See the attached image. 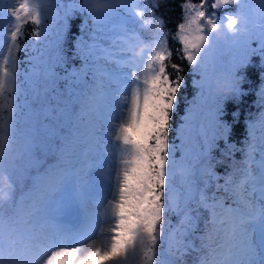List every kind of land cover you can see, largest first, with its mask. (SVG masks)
Masks as SVG:
<instances>
[{
  "label": "snow or ice",
  "instance_id": "snow-or-ice-1",
  "mask_svg": "<svg viewBox=\"0 0 264 264\" xmlns=\"http://www.w3.org/2000/svg\"><path fill=\"white\" fill-rule=\"evenodd\" d=\"M107 2L0 0V264H186L190 253L193 264H264V111L237 148L213 83L238 94V69L254 54L264 63V0L181 5L172 39L199 78L179 145L169 133L186 81L158 5ZM257 96L264 109V84ZM220 141L224 156L242 153L223 176Z\"/></svg>",
  "mask_w": 264,
  "mask_h": 264
},
{
  "label": "trees",
  "instance_id": "trees-1",
  "mask_svg": "<svg viewBox=\"0 0 264 264\" xmlns=\"http://www.w3.org/2000/svg\"><path fill=\"white\" fill-rule=\"evenodd\" d=\"M154 2L158 5L154 9L155 14L157 17L163 19L165 25V31L169 33L168 43L169 47L173 49V56L172 62L178 63L181 65L186 81V87L182 89L180 93V104L176 113L173 115L172 119V129L170 130L169 136L170 141L175 139L176 144L179 145L180 141L176 137V129L180 123H182L181 118L185 114V109L194 96L196 89L192 84L193 79H198V73L192 72L190 66H188L187 62L178 58V53L175 51L176 49L180 48L179 42L172 39L175 34V30L177 25L182 22L183 20V9L181 5L185 2V0H154ZM193 3H199V0H192ZM82 18L76 17L71 22V31L69 33V41L68 47L69 49L73 48V38L76 35H79V25L82 24ZM91 23V22H89ZM32 25H28L25 29L26 38L31 39L30 32ZM257 46V42H253V47ZM21 60L24 59V53L21 52L19 54ZM78 66V62H77ZM169 71L172 72V69L169 68ZM236 75L242 78V82L240 84V91L238 94L235 93V96H228L224 100V106L222 109V115L220 119L224 122H227L231 125V134L229 136V143H233L236 145L237 148L244 147V140L246 139L247 135V123L252 120H257L259 117V113L264 111L258 103V96L257 93L262 84H264V63H262L261 57L259 55H252L250 57V62L245 65L244 67L238 69ZM174 76V73H173ZM237 114V115H234ZM37 121L42 120L41 117L36 118ZM21 127L25 128L26 125L21 123ZM36 133L37 138L40 141H44L46 139V131L43 129L42 125L37 122L36 124ZM259 134V133H258ZM220 150L218 151L215 149L213 151V155L218 156L226 151V146L224 145L223 141L219 143ZM195 151V149L193 148ZM227 161H225V165L223 164L224 161L221 159L220 162H215V171L217 174L223 176L226 171H230L229 165L232 163V158L234 157L236 160H240L242 158V153L234 152L233 157L223 156ZM51 158H48V160ZM177 159H179V152L177 153ZM228 159L229 162H228ZM42 168V167H41ZM40 168V169H41ZM180 177L177 175L175 183L179 184ZM223 183V180L219 181ZM173 223L176 222V217L173 216ZM201 229L203 228V223L201 222L200 225ZM202 232L198 231L197 235H201ZM195 243L199 245V241L196 240ZM195 253H190L184 256V261L186 264H193Z\"/></svg>",
  "mask_w": 264,
  "mask_h": 264
},
{
  "label": "clouds",
  "instance_id": "clouds-1",
  "mask_svg": "<svg viewBox=\"0 0 264 264\" xmlns=\"http://www.w3.org/2000/svg\"><path fill=\"white\" fill-rule=\"evenodd\" d=\"M87 4L93 11L102 12L109 7L107 0H86ZM244 31L243 26L241 27V32ZM242 82V78L238 77L239 85ZM213 83L216 85L218 90L223 91L226 95L232 94L229 90V82L223 77L214 78ZM7 181L6 179L0 184V198H7Z\"/></svg>",
  "mask_w": 264,
  "mask_h": 264
},
{
  "label": "rangeland",
  "instance_id": "rangeland-1",
  "mask_svg": "<svg viewBox=\"0 0 264 264\" xmlns=\"http://www.w3.org/2000/svg\"><path fill=\"white\" fill-rule=\"evenodd\" d=\"M218 14H222V12L221 13H218ZM228 96H235V93H233V94H229ZM38 140H39V138H37ZM20 143H22V139H21V141L16 145V147H19L20 146ZM220 143V142H219ZM217 150L219 151L220 150V147H218L217 148ZM193 152H194V150H193ZM214 156V163L216 162V161H220L222 158H224L223 156V153L222 154H220V155H218V156H215V155H213ZM223 161H224V165H225V161H227V160H225V159H222ZM229 160L230 159H228V162H229ZM231 161V160H230ZM52 161H50L49 163H51ZM45 167H46V165H45ZM41 172H43V171H41ZM17 194H19V192L17 193ZM93 264H94V262H93Z\"/></svg>",
  "mask_w": 264,
  "mask_h": 264
}]
</instances>
